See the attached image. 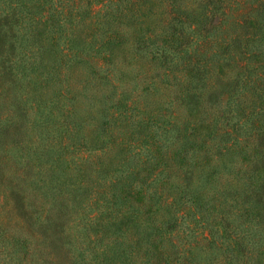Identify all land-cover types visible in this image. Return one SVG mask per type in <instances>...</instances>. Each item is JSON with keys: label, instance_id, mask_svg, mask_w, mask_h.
Segmentation results:
<instances>
[{"label": "trees", "instance_id": "1", "mask_svg": "<svg viewBox=\"0 0 264 264\" xmlns=\"http://www.w3.org/2000/svg\"><path fill=\"white\" fill-rule=\"evenodd\" d=\"M0 16L31 126L58 117L16 140L9 188L38 229L14 264H264V0H0Z\"/></svg>", "mask_w": 264, "mask_h": 264}, {"label": "rangeland", "instance_id": "2", "mask_svg": "<svg viewBox=\"0 0 264 264\" xmlns=\"http://www.w3.org/2000/svg\"><path fill=\"white\" fill-rule=\"evenodd\" d=\"M2 19L4 18H1L0 16V21ZM1 23L3 25L0 27V40L7 42L6 37L10 34L11 29L6 21H2ZM4 47L8 48V44L4 45ZM4 54L3 56H0L2 59L0 68L3 66V69L5 70L3 72V79L5 82L3 94L7 90V96L0 100L2 101L0 107L4 111L6 110L4 116L9 114L7 116L9 118L7 119L10 120L9 123L13 121V125H15L14 128L17 132H19V135L18 138H4V131L0 128V161L4 166H1L0 168V264H14L15 258L13 257L16 255L17 251V246L14 245V237L19 235L23 236L26 231L35 232V230L38 229L34 224H32L31 220H28L22 215V211L18 206V198L11 192V189L9 188L10 185L13 184V181L10 177L12 176L11 173L15 168H22L24 166V151L27 150V148L25 150H20V146L16 140L20 138L23 143L24 141L26 143L27 141L31 143V140H36L38 137L40 139V136L43 138L52 137L57 132L58 122L56 120L58 117L56 116V119L53 118L47 127H39L37 129L36 127L31 126L32 121L37 122L36 118L39 116L33 115L31 117H27V114H25V109L27 106H29L30 99L36 95V92L32 90H29V92L27 91V86L24 84L25 77L22 73H19V75L22 74V76L16 79L19 86H12L13 83L11 79V73L8 74L9 71L11 72V70H14L11 69V65L13 64L10 56L11 53L6 52ZM30 89H32V87H30ZM55 90H58L57 87L50 88L48 94H53ZM48 103L45 106H49V104H51ZM59 107L60 106H57L55 111H58ZM48 108L49 107H44L45 113H48ZM14 120L16 121L14 122ZM51 123L54 124L50 126ZM41 142L43 146H46L48 145V142L51 141L47 139H41ZM5 227L7 229H5Z\"/></svg>", "mask_w": 264, "mask_h": 264}]
</instances>
